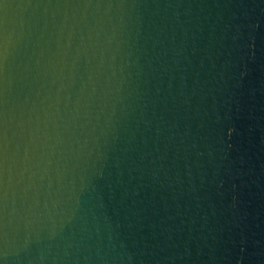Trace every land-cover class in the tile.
Masks as SVG:
<instances>
[{
    "label": "water",
    "instance_id": "water-1",
    "mask_svg": "<svg viewBox=\"0 0 264 264\" xmlns=\"http://www.w3.org/2000/svg\"><path fill=\"white\" fill-rule=\"evenodd\" d=\"M0 264H264V0H0Z\"/></svg>",
    "mask_w": 264,
    "mask_h": 264
}]
</instances>
